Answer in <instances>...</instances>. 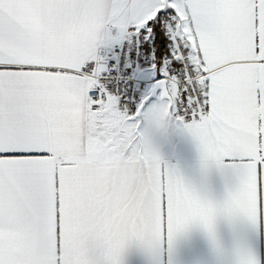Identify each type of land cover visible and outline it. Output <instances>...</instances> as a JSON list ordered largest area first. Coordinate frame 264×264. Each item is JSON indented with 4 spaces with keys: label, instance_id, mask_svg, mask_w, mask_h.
Returning a JSON list of instances; mask_svg holds the SVG:
<instances>
[{
    "label": "snow or ice",
    "instance_id": "snow-or-ice-1",
    "mask_svg": "<svg viewBox=\"0 0 264 264\" xmlns=\"http://www.w3.org/2000/svg\"><path fill=\"white\" fill-rule=\"evenodd\" d=\"M0 264H264V0H0Z\"/></svg>",
    "mask_w": 264,
    "mask_h": 264
}]
</instances>
